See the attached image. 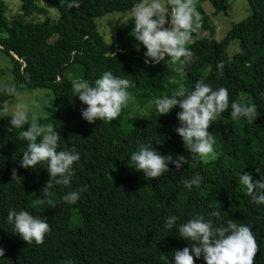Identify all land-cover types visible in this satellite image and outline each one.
Returning <instances> with one entry per match:
<instances>
[{
  "label": "trees",
  "instance_id": "16d2710c",
  "mask_svg": "<svg viewBox=\"0 0 264 264\" xmlns=\"http://www.w3.org/2000/svg\"><path fill=\"white\" fill-rule=\"evenodd\" d=\"M48 1L55 9V21L48 19L37 0H19L18 12L11 17L4 15L6 7L0 1V52L9 58L16 85L51 91L47 119L40 123L52 124L60 133L58 151L75 148L80 160L73 165L70 185L53 182L50 198L55 207L36 204L38 198L46 199L41 190L50 179L47 165L21 168L19 160L27 147L19 139L23 129L12 127L10 117L0 118V248L4 249L0 264H175L174 251L190 246L177 233L179 224L198 215L207 220L212 211L220 212L218 218L212 217L216 226L232 219L251 227L258 245L254 264H264V204H255L238 181L243 172L251 173L254 181L264 175V0H247L249 14L232 23L219 40L202 4L209 3L216 15L225 10V1L196 0L202 27L187 45L196 59L182 75L163 62L144 63L146 49L130 35L134 24L119 28L114 44L103 41L96 20L131 10L138 0H79L78 8H69L70 0ZM202 31L208 35L202 36ZM33 39L49 45L40 48ZM233 40L239 51L230 59L227 49ZM220 61L225 65L222 76L217 69ZM105 71L129 79L130 96L142 102L170 96L180 83L194 90L195 83L204 80L213 89L227 88L230 103L255 104L257 118L233 120L230 109L221 114L209 129L215 135L218 157L204 164L191 159L175 131L178 106L170 114L148 120L130 122L127 106L111 122L83 119L81 109L87 105L75 96L72 82L94 85ZM5 100L0 94V102ZM123 122L130 124L128 130ZM160 139L163 142L157 143ZM141 143L165 156L184 155L190 162L180 170L169 164L170 170L160 178L147 180L129 166ZM13 168L21 178L13 180ZM197 173L204 177L201 186L187 189L183 181ZM80 189L85 190L75 204L62 200ZM10 210L46 218L50 231L44 243L28 244L15 234L7 222ZM171 215L179 219L167 230L164 224ZM195 264L205 261L197 258Z\"/></svg>",
  "mask_w": 264,
  "mask_h": 264
},
{
  "label": "clouds",
  "instance_id": "9594fccd",
  "mask_svg": "<svg viewBox=\"0 0 264 264\" xmlns=\"http://www.w3.org/2000/svg\"><path fill=\"white\" fill-rule=\"evenodd\" d=\"M79 6V0H70L68 4L69 8ZM129 20L134 21L130 35L146 49V65L163 62L171 72L182 75L185 67L196 59L195 54L187 47L192 34L202 27V17L197 11L196 0H138L131 8ZM224 67L223 61L218 62V76L223 75ZM169 80L178 83L174 77H169ZM72 87L75 96L87 105L81 109V114L89 123H95L97 120H115L131 99L128 91L131 87L130 80L114 76L111 71L103 72L94 85L84 80H74ZM0 94L18 95L15 86L8 83H0ZM153 103L159 116L170 114L177 106L181 109L177 113L179 126L175 131L191 153V159H199L204 164L218 157L214 147L215 135L209 129L221 114L230 109L233 120L245 119L252 122L257 118L255 104L248 105L236 101L230 103L227 88L213 89L204 80L196 82L194 90L190 91L180 83L170 96L157 97ZM39 109L40 105L35 100L30 104L18 101L14 107L5 100L0 102V118L10 117L9 123L12 127L23 129L19 139L26 142L27 147H24L19 166L35 169L41 163L47 165L50 179L41 190L46 199L38 198L35 203H47L54 208L55 202L50 198L53 182L55 185L64 186L71 184L73 165L80 160V154L75 148L58 151L60 133L52 124L40 123L42 119H47V113ZM162 142V139L157 141ZM130 161L129 166L142 172L147 180L160 178L170 170L169 164L180 170L184 164L190 162L184 155L176 158L171 154L162 155L152 145L144 143L137 146V151L131 154ZM256 171L260 172L259 168ZM11 175L13 180L21 178L16 168L12 169ZM203 180L204 177L197 173L190 179H185L183 183L191 190L193 186L199 188ZM238 181L255 204H264V175L254 181L251 173L243 172ZM84 190L70 191L62 200L70 205L75 204L80 199V192ZM219 216V211H212L207 220L203 215H198L179 224L177 233L181 238L190 241V246L174 251L175 264H195V260L201 257L205 264H254L258 245L251 227L238 224L232 219H229L226 225L216 226L212 217ZM178 219L175 215L167 217L165 229L172 230ZM7 222L14 226V233L28 244H43L46 234L50 231L46 218L35 217L25 210H10ZM3 255L4 249L0 248V256ZM68 264L72 262L68 261Z\"/></svg>",
  "mask_w": 264,
  "mask_h": 264
},
{
  "label": "rangeland",
  "instance_id": "374dc122",
  "mask_svg": "<svg viewBox=\"0 0 264 264\" xmlns=\"http://www.w3.org/2000/svg\"><path fill=\"white\" fill-rule=\"evenodd\" d=\"M1 1V0H0ZM4 6L6 7L5 16L11 17L18 12V6L20 4L19 0H2ZM225 1V10L219 12L218 14H212L213 10L209 3H203V8L207 14L210 15L211 23L215 28V37L216 39H221L226 32L229 30L230 26L234 22H238L247 16L250 12L249 4L247 0H224ZM40 6L44 7L47 11V16L50 21L56 20V12L52 4L48 0H37ZM131 17V10L125 12H113L108 13L101 18L96 20L97 30L102 36L103 41L107 45H112L115 42V34L119 28L125 27L127 25L134 24L133 20H129ZM37 19H41L38 17ZM129 20V21H128ZM128 21V22H127ZM127 22V24H125ZM202 36L208 35V31H202ZM33 42L36 46L40 48H46L49 45V42L44 41L43 39H33ZM239 51L238 42L233 40L227 49L228 57L231 59L232 56ZM10 61L9 58L0 52V83H8L15 86L17 89L18 95L6 97V101L10 103L11 106L18 101H24L26 103H31L35 100L37 104L40 105V111H45V107L48 106L52 100L51 91L48 89H28L23 85H16L13 81L12 74L10 71ZM154 99H148L144 102L138 101L137 98L131 96L127 107L128 115L126 118L131 122L148 120L154 118L158 113L155 112L154 108ZM79 107V106H78ZM147 117V118H142ZM126 130L130 128V124H124Z\"/></svg>",
  "mask_w": 264,
  "mask_h": 264
}]
</instances>
